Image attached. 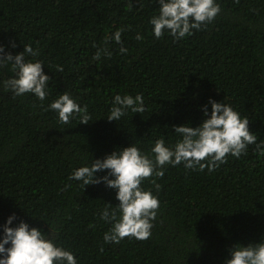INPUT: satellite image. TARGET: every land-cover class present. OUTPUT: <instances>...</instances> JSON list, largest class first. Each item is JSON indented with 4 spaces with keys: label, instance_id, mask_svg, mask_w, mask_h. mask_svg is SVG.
I'll return each mask as SVG.
<instances>
[{
    "label": "trees",
    "instance_id": "16d2710c",
    "mask_svg": "<svg viewBox=\"0 0 264 264\" xmlns=\"http://www.w3.org/2000/svg\"><path fill=\"white\" fill-rule=\"evenodd\" d=\"M216 3L221 12L213 23L174 41L167 32L160 39L152 33L157 0H0V46L15 56L31 44L40 55L26 60L43 61L51 78L46 100L14 97L2 83L14 76L11 64L0 67V239L14 214L11 227L22 220L51 231L78 264H225L234 245L264 238V156L255 145L211 173L167 166L158 193L145 181L161 205L146 241L104 243L111 225L99 213L105 203L119 205L116 190L104 183L83 189L68 179L130 145L150 153L161 136L175 144L174 126H199L205 105L211 115L210 99L247 117L257 143L264 141V0ZM119 28L127 29L121 37L127 53L110 41L111 58L93 60ZM64 92L88 106L89 124L74 117L63 125L47 110ZM138 93L143 113L107 120L116 95Z\"/></svg>",
    "mask_w": 264,
    "mask_h": 264
},
{
    "label": "clouds",
    "instance_id": "9594fccd",
    "mask_svg": "<svg viewBox=\"0 0 264 264\" xmlns=\"http://www.w3.org/2000/svg\"><path fill=\"white\" fill-rule=\"evenodd\" d=\"M158 15H153L149 23L153 26L152 33L160 39L167 32L174 41H180L193 34V30L201 31L214 22L221 12L216 0H157ZM238 3L239 0H236ZM127 29L119 28L110 37H105L103 48H97L92 59L98 61L102 56L111 58L107 45L114 41L120 45L119 52L126 54L128 49L123 46L122 33ZM135 39L142 41L144 37L137 32ZM12 47H16L15 43ZM23 52L13 56L5 53L0 46V67L11 64L13 77L4 80L5 91H11L14 97L33 94L40 101L48 97V84L51 79L44 74V62L41 60L27 61L26 56L38 57L40 52L31 44L24 45ZM93 47H97L95 44ZM57 71L63 72L61 65ZM211 115L207 106L202 109L206 119L197 126L187 124L174 126L179 137L175 144H168L161 136L156 139L150 153H144L135 145H130L120 151H113L103 159L92 160L90 166L77 168L68 177L70 181L82 182L83 189L89 185L104 183L106 187L116 190L119 205L115 208L105 203L99 213V218L111 227L103 235L106 244H119L125 238L146 241L152 236L154 222L160 211V200L151 189H145L143 184L148 181L158 193L161 185L157 179H162L167 166L177 167L183 164L184 169L209 173L228 163V157L239 159L247 155L248 147L255 145V151L264 156V141L257 143V136L249 129V119L241 117L228 103L210 99ZM108 121H119L133 113H143L144 97L138 93L131 95H116L112 102ZM49 111L58 114L61 124H70L74 117H79V124H89L92 117L88 106L81 107L69 92L59 95L48 106ZM104 176H96L104 172ZM112 177V178H110ZM70 185H65V188ZM16 216L8 217L3 226V238L0 239V264H78L74 252L59 245L50 233L30 227L20 221L11 227ZM94 228V224L89 225ZM51 230V229H50ZM10 247H5L9 245ZM103 247L100 248L102 252ZM230 259L225 264H264V238L259 243H249L243 246L239 243L229 249Z\"/></svg>",
    "mask_w": 264,
    "mask_h": 264
}]
</instances>
